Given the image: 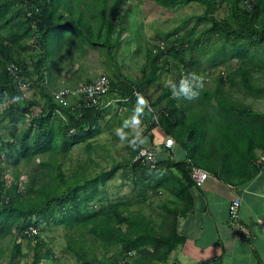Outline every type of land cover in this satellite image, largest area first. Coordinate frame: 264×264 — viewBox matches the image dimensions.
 <instances>
[{"label": "trees", "instance_id": "1", "mask_svg": "<svg viewBox=\"0 0 264 264\" xmlns=\"http://www.w3.org/2000/svg\"><path fill=\"white\" fill-rule=\"evenodd\" d=\"M127 1L0 0V118L6 119L8 133L5 138L0 135V161L11 160L9 166L0 165V264L5 260L13 264L24 239L32 251L29 264L52 258V246L40 232L49 225L67 230L66 247L76 264H119L128 251L137 252V257L125 264L164 261L178 242L171 228L165 227L169 214L151 225L142 204L161 188L169 190V175L158 168V159L154 168L133 161L143 145L152 147L156 155L152 130L163 133L162 147L167 136L182 147L186 154L182 161L167 160L187 186L193 185L189 164L225 179L246 161L244 145L248 143L251 151L256 139L264 138V109H254L238 95L241 90L242 98L264 95V0H151L164 10L196 2L202 11L158 32L155 43L146 42L136 80L122 74L114 57L122 31L120 6ZM219 7L225 9L222 16L217 15ZM187 22L190 25L184 27ZM140 30L139 25L136 31ZM87 46L111 66V75L104 74L109 79L106 93H115L116 98L104 102L105 93L98 105L67 107L46 87L56 86L55 67L62 70ZM196 55L210 67L232 59L238 65L225 68L197 97L174 96L163 83L164 74L178 83L194 72L204 82L206 73L196 65ZM18 79L28 87L22 89ZM31 82L38 86V97L25 94ZM150 88L160 89L159 93L154 96ZM140 97L147 101L139 117L144 127L127 128L128 139L139 131L147 141L136 146L127 142L128 154L109 168L99 167L90 154V142L85 145L89 153L75 167L63 165L71 147L99 133L105 107L114 101L119 110L124 107L128 112L135 110ZM248 157L255 159L251 153ZM119 168L133 185L131 196L100 198ZM5 173L12 175L9 181ZM132 203L137 207L130 208ZM29 227L38 230L27 234Z\"/></svg>", "mask_w": 264, "mask_h": 264}, {"label": "rangeland", "instance_id": "2", "mask_svg": "<svg viewBox=\"0 0 264 264\" xmlns=\"http://www.w3.org/2000/svg\"><path fill=\"white\" fill-rule=\"evenodd\" d=\"M153 3L154 2L151 0H129L120 6V10L123 12L121 20L122 31L119 38L120 44L114 53V57L122 74L133 80L138 79L140 76L139 67L144 59L143 55L145 52L146 42L150 44L155 43V37L158 32L169 30L170 28L177 26L182 18L202 11V5L196 2H190L182 7H173L167 10L160 9L154 5L155 3ZM224 13L225 9L223 7H219L217 15L222 16ZM139 25L141 26L140 33L136 31ZM189 25L190 22H187L184 24V27ZM194 60L196 61V65H198V67L206 73L204 75L205 79L203 82L205 87L212 86L215 79L225 73L227 70L225 68H235L238 65V60L236 59L230 60L226 65L220 64L215 67H210V64L202 56L196 55ZM211 68L213 69L209 72ZM111 73L112 68L106 63L105 57L99 55L97 50L93 47L87 46L84 54L79 57H74L73 61H66V63L63 64L62 70L55 67L53 80L56 86L53 88L48 87L47 85L46 89L50 88L52 89V92H54L63 87L76 86L79 83L93 79L99 74H106L109 76ZM162 80L166 85L168 84L167 81L171 80V76L164 74ZM30 84L32 86L34 83L31 82ZM31 86L26 91V96L36 95L38 97V86ZM159 90L160 89L153 92L152 88H150V92H152L154 96L159 93ZM241 93L242 90L238 93V95L240 97L239 99H242L243 102L248 104L251 103L254 109L262 110L264 108V95L259 98H256L253 95H247L242 98ZM108 97L114 99L116 98V95L112 92L106 93L103 96L104 102L108 99ZM119 109V105H116L114 101H112L110 106L105 107V111L99 121V133L87 141H82L71 147L69 153L64 155L61 160L65 167H75L77 161L83 160L87 156L89 153L85 146L87 142H90L92 145L90 149L91 156L96 162H98L99 167L102 168H109L112 164L121 161L123 156L128 154L126 143L129 142V139L122 140L117 135L116 130L117 128L123 126V122L126 119L130 120L132 118L135 110H126L128 112H125L124 107L122 111ZM33 110H35V113L39 112V106L38 108H33ZM5 121V118H0V135L3 138L8 135L7 130L3 125ZM143 127L144 124L139 123V125H132L128 129L133 130L138 128L141 130ZM125 131L128 133L127 128ZM10 162L11 160L5 161L2 159L0 161V165L3 164L4 166H9ZM35 162L37 163L38 159H36ZM4 176L9 181L12 175L5 173ZM20 178L24 180L25 175H21ZM132 187V183L126 176H124L123 168H119L114 176L106 182L103 187V191L99 194V197L104 199L129 197L131 196L130 190ZM153 196L154 194H152V197ZM147 204L148 201H146L145 205L142 204V210L146 214H148L151 210L149 207H146ZM129 207L136 208L137 205L132 203ZM148 218L150 224L156 226L155 222L157 221H155L153 217L148 216ZM40 232L47 242L51 244L53 251V257L42 260L40 264H76V257L66 247L65 232H67V230L63 226H43L40 229ZM20 250L21 254L14 258L13 264H29L32 251L27 248L25 239L22 241ZM111 252L105 255L108 256ZM136 254L137 252L132 256L133 259L131 258L130 262L134 261V258L137 257ZM2 264H7V261H3Z\"/></svg>", "mask_w": 264, "mask_h": 264}, {"label": "crops", "instance_id": "3", "mask_svg": "<svg viewBox=\"0 0 264 264\" xmlns=\"http://www.w3.org/2000/svg\"><path fill=\"white\" fill-rule=\"evenodd\" d=\"M152 132L158 168L169 175V190L161 188L159 194L147 198L146 207L151 209L147 215L158 222L169 214L165 227L171 228L178 241L167 258L155 264H264V138L256 139L251 151L248 143L244 145L247 159L238 170L225 179L209 173L203 185L196 187L184 185L177 169L169 166L167 158L184 159L182 147L176 143L162 147L163 133L155 128ZM235 197L240 200L239 220L248 228L246 239L228 217V205Z\"/></svg>", "mask_w": 264, "mask_h": 264}, {"label": "built area", "instance_id": "4", "mask_svg": "<svg viewBox=\"0 0 264 264\" xmlns=\"http://www.w3.org/2000/svg\"><path fill=\"white\" fill-rule=\"evenodd\" d=\"M11 69L15 70V66L10 65ZM18 84L22 89L27 87V83L20 81L18 79ZM109 90V79L104 74H99L93 79L79 83L73 87H63L54 92L52 95L54 99L65 105L73 106L75 104L77 107L88 108L98 105L102 101V96ZM100 106V105H99ZM81 114V113H80ZM27 118L30 116L26 115ZM74 132V128L69 130ZM174 145V140L171 136H167L164 139V147L170 148ZM133 161H139L145 166L154 168L157 163V158L155 155V150L150 146H140L137 154L134 156ZM189 176L194 186L200 187L209 178V173L202 167L189 164ZM239 205L240 200L238 197L233 198L228 205V217L231 224L237 230L239 236L246 239L249 235L248 228L239 220ZM36 227H29L25 233L34 234L37 232ZM135 254V251H128V253L119 261V264H125V262ZM128 257V258H127Z\"/></svg>", "mask_w": 264, "mask_h": 264}, {"label": "clouds", "instance_id": "5", "mask_svg": "<svg viewBox=\"0 0 264 264\" xmlns=\"http://www.w3.org/2000/svg\"><path fill=\"white\" fill-rule=\"evenodd\" d=\"M168 85L172 88V93L176 97H184L187 99H192L200 95V91L204 87L203 79L198 74L194 72H188L178 83L175 81H167ZM147 101L140 97L137 102L134 114L130 120H125L123 126L117 128V135L122 140L128 139V133L125 131L126 128H129L132 125H139L140 123V114L144 111V106ZM133 146H136L137 143H143V138L140 137L139 131H137L136 137L129 141Z\"/></svg>", "mask_w": 264, "mask_h": 264}]
</instances>
